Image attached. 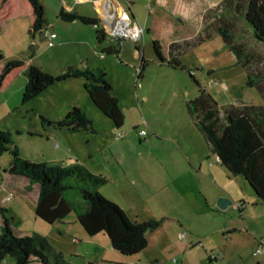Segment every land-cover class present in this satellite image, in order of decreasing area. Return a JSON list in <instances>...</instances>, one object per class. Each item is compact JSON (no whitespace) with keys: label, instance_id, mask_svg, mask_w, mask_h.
Here are the masks:
<instances>
[{"label":"rangeland","instance_id":"rangeland-1","mask_svg":"<svg viewBox=\"0 0 264 264\" xmlns=\"http://www.w3.org/2000/svg\"><path fill=\"white\" fill-rule=\"evenodd\" d=\"M46 1L49 30L58 35L55 47L49 46V39L42 31H31L28 21L8 22L0 28V69L11 59L24 58L57 75L64 72L69 62L83 65V53L89 55L95 65L107 69L108 80L114 86L112 95L119 100L125 115L124 126L119 130L125 136L116 138L118 131L112 121L93 107L81 83L77 85L81 80L57 83L29 104H23L22 96L28 83L26 74L0 92V129L11 131L21 154L30 161L51 163V159H56V164L78 163L93 172L116 176L120 185L112 181L100 191L119 204L132 223L151 219L162 221L158 229L147 233L149 245L143 252L120 257L123 258L120 260L121 255H114L110 247L112 253L106 250V260L102 264H186L187 257L194 264H206L211 250L218 255L220 264H264L261 241L252 239L244 231L225 236L221 230L228 221L236 227L241 225L243 220L239 211L228 209L222 213L218 210L220 199L216 200L215 208L206 201L205 193H213L217 185L230 187L245 197L253 192L250 187H245L242 177H230L218 163L196 118L187 109V103L201 89L210 93L221 108L244 109L264 104V94L248 83L247 74L259 77L260 81L256 79V82L260 83L264 93V44L254 37L251 27L234 11L233 6L239 0L228 5L223 4L224 0H185L187 6H182L180 0L179 8V0H119L144 28L139 47L147 68L139 87L137 72L141 60L135 58L133 46L126 43L128 47L121 58L105 53V59H101L103 47L97 45L95 27L64 20L60 16L61 0ZM214 8L218 10H211ZM170 24L171 28H168ZM205 24L211 25L210 37L199 41V35L205 37ZM215 24L226 25L234 42L240 44L246 69L214 30ZM174 33L179 35L175 36L177 38L192 37L168 45V37L171 34L172 39ZM156 40L164 43L167 58L170 53L179 57L184 69L172 68L167 61L158 58L154 48ZM191 71L200 86L191 78ZM83 96L91 104L86 112L95 121L94 132L72 133L55 127L53 122L63 119L72 109L65 110L70 107V102L80 99L84 103ZM141 130L148 131V135L141 136ZM122 153L127 155L123 160L117 156ZM11 160L9 153L0 158V183L9 178L4 170ZM67 183L73 181L69 179ZM14 186L21 187V183L16 182ZM8 195L9 192L0 187V200L4 201ZM64 196L74 207L67 217L73 223L60 236L59 225L50 227L36 217L33 192H16L4 203L8 218L18 231L39 233L41 224L46 230L53 228L56 235L48 234L51 237L48 241L72 263L87 264V258L76 259L79 248L86 247L76 242L81 238L80 230L84 231L76 211L84 206V201L77 190H70ZM185 201L192 203L196 213L192 218L196 236L193 230L170 221L169 218L175 219L173 215L165 214L169 208L174 213L185 214ZM259 207L256 218L261 226L258 231L264 233V205ZM182 231L188 233L184 241L180 240ZM102 236L109 240L108 236ZM191 242H200V245L191 247ZM258 248L262 249L261 253H257ZM112 256L118 259L107 258ZM13 260L9 257L6 263L14 264Z\"/></svg>","mask_w":264,"mask_h":264},{"label":"trees","instance_id":"trees-1","mask_svg":"<svg viewBox=\"0 0 264 264\" xmlns=\"http://www.w3.org/2000/svg\"><path fill=\"white\" fill-rule=\"evenodd\" d=\"M233 4V0H224L223 4ZM251 27L254 37L264 44V0H239L233 6ZM211 10L217 11L218 8ZM210 11V10H209ZM66 21L78 20L96 29L98 47L103 54L119 56L122 51V39L108 43V34L99 18L88 17L77 12L60 11ZM15 20L28 21L33 32L42 31L47 24L45 6L41 0H0V28ZM211 25L203 28L205 37L199 35V41L210 37ZM227 48L236 56L239 64L246 69L244 50L234 42V36L224 24L214 25ZM158 58L168 62L172 68H182L178 56L170 53L167 58L158 40L154 42ZM147 61L141 57L137 83L141 82ZM26 74V84L22 103L29 104L53 85L68 79L83 78L93 107L112 121L119 132L124 126L125 115L119 100L112 95L113 84L108 80L103 67H69L65 72L52 74L40 65L24 58L9 60L0 71V92L8 88L20 75ZM248 83L263 93V88L248 73ZM191 78L200 86L193 71ZM260 81V79H259ZM189 113L196 118L211 153L231 176L242 177L245 185L253 192L256 203L264 205V104L240 109L235 106L221 108L215 98L204 89L187 103ZM55 127L75 132H94V119L85 108L74 106L63 119L54 121ZM9 153L12 160L4 174L10 176V184L21 183V192L35 194L36 217L47 224L64 221L74 210L65 193L77 190L84 206L77 209L80 225L90 237L105 234L111 247L122 257H131L143 252L149 245L147 233L158 229L162 221L151 219L143 223H132L126 211L117 203L105 197L100 188L107 185L108 178L92 172L85 165L75 163L64 165L48 162H34L26 159L15 144L9 129H0V158ZM71 179L73 183H67ZM1 187V183H0ZM13 258L14 264H73L59 252L48 239L36 232L18 231L8 218V209L0 200V264H7V258Z\"/></svg>","mask_w":264,"mask_h":264},{"label":"crops","instance_id":"crops-1","mask_svg":"<svg viewBox=\"0 0 264 264\" xmlns=\"http://www.w3.org/2000/svg\"><path fill=\"white\" fill-rule=\"evenodd\" d=\"M41 1L44 4L45 10H46L47 9V5H46V2L47 1L46 0H41ZM182 1H183V4H182V2L180 3V0L178 1V3H177V7L178 8H179V6L181 4H182V6H187V5H185V0H182ZM61 2H62L61 3L62 4L61 5V10H64V11L69 12V13L77 12V13H79L81 15H84V16L99 18L101 20V23L102 24H103V21H104V17H105V15L107 13L108 14H117V13H120L123 9L130 11L119 0H61ZM128 2H130V0H128ZM186 4H188V2H186ZM175 12L177 13V11H175ZM75 21H78V20H75ZM47 22H48V20H47ZM90 26H92V25H90ZM174 27L175 26L173 25L172 28H174ZM168 28H171V24L168 25ZM44 29H49V25L46 24L45 27H44ZM175 36H179V35H177L176 33H174L172 39H171V34L169 35L168 38H169L170 41L168 40L169 41V44L168 45H170V44L176 45L177 42H180V41H183V40H188V39H191V37H192V36L191 37L190 36L189 37L188 36H185L184 38H177ZM57 38H58V35H57ZM96 40H97V37H96ZM116 40L117 39H113V38H109L108 37L107 42L108 43H115ZM126 43H129L131 46L134 47V55H135V58L137 60H141V57L143 56V54H142L141 49L139 47V43L138 44H135V43H133V42H131L129 40H124V42H122V51H121V54L119 55L120 57H117V56L116 57L117 58H121L123 52L128 47V46H125ZM161 45L163 46V48H162L163 54L166 56V54H165L166 53L165 52L166 48L164 47V43L161 42ZM51 47H55V42H54V45L51 46ZM101 54H103V52ZM83 57L85 58V61H83L84 62L83 65H79L77 63H72V62L70 63L69 62L68 65H67V67H66V69L64 70V72L69 67H77V68H81V69H85V68H95V67H103L107 71V69L105 68V66L95 65V62H93L91 60V58H90L89 55H86L85 53H83ZM99 57L101 59H105V56L104 57L99 56ZM29 61L30 62H33V63H36L35 61H32V60H29ZM36 64H38V63H36ZM2 69H3V66L1 67L0 71ZM78 80H81L82 82H77V85H80L78 83H81V85H82V87L84 88V91H85V87H84L85 80L83 78L68 79V80L63 81V82L78 81ZM63 82H60V83H63ZM82 98L84 100L83 101L84 103H81V101H79L80 99H76L74 101H71L70 102V107H66V109H65V110H67L66 112H68L70 110V108L71 107L73 108L74 106H79V107L85 108L86 111L89 110L91 108V104H90L88 98L87 97H84V96ZM147 135H148V131H147ZM117 156L119 158H121L122 160L127 157L126 153L125 154L124 153L118 154ZM51 160L53 161L51 163H55V160L56 159H51ZM112 171L113 170L109 169V172L111 174H113ZM94 173H96V172H94ZM227 173H228V171H227ZM96 174H101V175L104 174L103 176H105V173H102V172H100V173L98 172ZM228 175L230 177H232L229 173H228ZM8 177L9 178L8 179L6 178L4 181L2 179L1 189H3L5 192H9V194H12L13 197H14L15 194H16V192L17 193L18 192H21L22 189L20 187H18V186H14V187L11 186V184H10V176H8ZM105 177L108 178V183H110L112 181H115L119 185L121 184L120 181L119 182L117 181L118 179H117L116 176L109 177V175H107ZM108 183H107V185H108ZM216 187H217V189L214 190L213 193H210V192H208V193L206 192L205 193V198H206L207 203H209L211 206H213L215 208L216 207V203H215L216 200L217 199H220L221 197H224V198L230 200L232 203L226 209H221V208L218 207V210L219 211H222V213H225V212L228 211V209L229 210L230 209H236L237 211H239V213L241 215V218L243 220V222H241V225H239V227H236V225H232L233 223H231L230 221L224 223L222 225L223 228L221 230L224 231L225 236H226V234H231V233L243 232L244 231L245 233L249 234L252 239L261 241V244H264V233H262V231H258L259 230V227L261 226V224L257 220L258 218H256V217L259 216L258 215L259 214L258 210L261 209V208L259 207V204L256 203V200H255L254 195L249 192L250 194L247 193L246 194L247 197H245L243 195L238 194L236 191H234L230 187H227L226 186L224 188V187L219 186V185H217ZM245 187H246V185H245ZM8 196H6L5 199ZM5 199H4L3 202L9 201V200H5ZM5 205H6V203H5ZM183 207H184V211L186 212L183 215H180V213H176V212L174 213L173 210L171 211V208H169L166 211L165 214L168 217H171V215H173L175 217V219L169 218L170 221L172 220V221H174L176 223H180L181 224V227H183L185 229L188 228V229L193 230V232L195 233V236H196V235H198V233H197V231L193 227V220H192L193 216L196 214L195 213V210H194V207H193L192 203L189 202V201H185L183 203ZM71 222L73 223V221H71ZM71 222L69 221L68 218H66L64 221L56 222V223L52 224L50 227H54L55 225H59L60 228H57V232H58V235L59 234L62 235L63 232H66V230H68L69 224H72ZM41 225L38 227L39 234L45 236L47 239H50L51 238V237H49L48 234H52L53 236L56 235L55 232L52 231L53 228L50 229V230H46V228H44V226H41ZM48 225H50V224H48ZM78 229L80 230L81 228H78ZM40 230H43V231H40ZM80 232H81V235H80L81 238L80 239H76V242L77 243H81V244L83 243L86 247L79 248V250L77 251V254H76V259H84V258H87L88 259V263L87 264H102V262H104V260H106V256H105L106 250H107L108 253H112L111 252V248H110L111 246H109L110 240H107L105 238V236H102V235H105V234H99L97 236L90 237L86 233L85 230L83 231L81 229ZM191 244H192L191 247H193L196 244L197 245L198 244L200 245V242H197V243L191 242ZM110 245H111V243H110ZM188 246H189V244H188ZM112 251H114V250H112ZM113 253H115L114 255H119L115 251ZM207 256H208L209 262H207L206 264H220V261L221 260L218 258V255L216 256V254H214V252H212V250L210 251V253L207 254ZM120 257H122V256H119V259L120 260L123 259V258H120ZM107 258H111L112 260H117L118 259L115 256L107 257ZM80 262L82 263V261H80ZM112 262H116V261H111V262L110 261H107V263H112ZM73 264H80V263H78L77 261H75V262H73ZM117 264H120V263L117 262ZM186 264H194V263L192 261H190V259H188V257H187ZM225 264H229V263H225Z\"/></svg>","mask_w":264,"mask_h":264},{"label":"built area","instance_id":"built-area-1","mask_svg":"<svg viewBox=\"0 0 264 264\" xmlns=\"http://www.w3.org/2000/svg\"><path fill=\"white\" fill-rule=\"evenodd\" d=\"M103 27L105 28L108 37L113 39H122L129 40L135 44H138L144 36V28L136 21L130 11L123 9L120 13L117 14H106L103 21ZM42 32L45 34L47 39H49V46L54 45V40L57 38V33L50 32L49 29H43ZM105 54H101V57H104ZM140 74L138 70L137 76ZM140 86V82L137 84ZM141 136H146L147 131H139ZM125 136V133L118 132L116 135L117 139H121ZM219 162V159L217 158ZM13 197L12 194L6 198L10 200ZM187 231H182L180 233V240L184 241L187 237ZM262 249L258 248L257 253H261Z\"/></svg>","mask_w":264,"mask_h":264},{"label":"water","instance_id":"water-1","mask_svg":"<svg viewBox=\"0 0 264 264\" xmlns=\"http://www.w3.org/2000/svg\"><path fill=\"white\" fill-rule=\"evenodd\" d=\"M32 31V30H31ZM232 202L224 197H221L219 202H218V206L221 209H226Z\"/></svg>","mask_w":264,"mask_h":264}]
</instances>
